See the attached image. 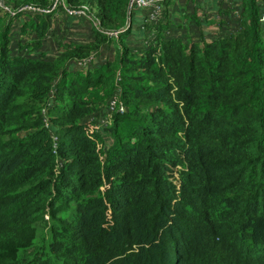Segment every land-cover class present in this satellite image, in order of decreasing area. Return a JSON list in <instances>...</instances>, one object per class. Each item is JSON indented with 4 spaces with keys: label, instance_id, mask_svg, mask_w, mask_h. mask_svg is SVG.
Segmentation results:
<instances>
[{
    "label": "trees",
    "instance_id": "obj_1",
    "mask_svg": "<svg viewBox=\"0 0 264 264\" xmlns=\"http://www.w3.org/2000/svg\"><path fill=\"white\" fill-rule=\"evenodd\" d=\"M63 1L0 0V264H264V0Z\"/></svg>",
    "mask_w": 264,
    "mask_h": 264
},
{
    "label": "crops",
    "instance_id": "obj_2",
    "mask_svg": "<svg viewBox=\"0 0 264 264\" xmlns=\"http://www.w3.org/2000/svg\"><path fill=\"white\" fill-rule=\"evenodd\" d=\"M227 1L229 2V0H226V1H224V0H198L197 2H194L193 0H186L185 3H181V4H183V5H181V7H180V3L178 2L176 4V7H177V9L179 8L178 10L180 12H179V14H176L175 13L176 7H172L171 20L173 21V25H174V23H176V27L178 28L177 32H178V30L179 31L182 30L184 33H186L188 31L193 30V28L187 27L189 25L188 19H184V15L187 12L193 13V12L197 11V14L200 17H203L204 16L203 14L205 11L216 12L217 10H219L221 3H224ZM238 2H239L238 0H231L229 2V4L237 5ZM189 6L192 7V10ZM208 14H210V13H208ZM135 18H136V24L133 25L134 31L132 32L133 33L132 35H136L137 37H139V36L142 37V31H141L140 27H141V24H142V21L144 18L143 12L141 10H138L135 14ZM211 23H209V24L202 23V25H201V27H199V29L202 28L205 33L217 32L219 29L218 23L217 22H211ZM142 27H143V25H142ZM194 27H196V26H194Z\"/></svg>",
    "mask_w": 264,
    "mask_h": 264
},
{
    "label": "built area",
    "instance_id": "obj_3",
    "mask_svg": "<svg viewBox=\"0 0 264 264\" xmlns=\"http://www.w3.org/2000/svg\"><path fill=\"white\" fill-rule=\"evenodd\" d=\"M166 0H131L130 2V8L132 10H143L146 11V16H145V21L149 22V21H155L159 18V16L161 15L162 9H163V4ZM226 1V0H224ZM63 3L64 4V8L65 11H67L69 14H76V15H80V14H86L85 11H83L82 9H74V8H70L68 6L65 5L63 0H56V2L54 3V7H56V5ZM1 4V2H0ZM20 10H24L27 12L32 11H43V12H47L50 11L48 10H44L41 9L39 7H36L34 5H25L23 7L20 8ZM260 21L264 24V9L261 12V16H260ZM131 24L130 20L128 25ZM122 31L121 30H116V31H108V34L110 36H118Z\"/></svg>",
    "mask_w": 264,
    "mask_h": 264
},
{
    "label": "rangeland",
    "instance_id": "obj_4",
    "mask_svg": "<svg viewBox=\"0 0 264 264\" xmlns=\"http://www.w3.org/2000/svg\"><path fill=\"white\" fill-rule=\"evenodd\" d=\"M177 2H179L180 3V7H181V5H183V4H181V3H185L186 2V0H173V3H175L174 4V6H172V7H176V4H177ZM188 4V3H187ZM227 4H228V2H227ZM163 6H165V3H164V5ZM190 7V6H189ZM191 8V10H192V7H190ZM179 9V8H178ZM177 9V7H176V10H175V13L176 14H179V10ZM138 10H135L134 11V15H133V25H135L136 24V18H135V14H136V12H137ZM0 13H3V11H2V9L0 8ZM208 13H210V16H214L215 14H216V12H209L208 11ZM192 21V20H191ZM62 27H64V25H62ZM72 30H68V31H64L65 33H64V35H68V34H70V35H68V37H67V40H69V39H75V40H77V41H83V40H86L85 38H86V35H88L89 33H88V29L87 28H82L80 25H76V26H72ZM62 35H63V33H62ZM131 36V35H130ZM128 37L129 39H131V37ZM135 36V35H134ZM133 38V37H132ZM139 40H137L136 42H138ZM144 43V42H143ZM139 45H142V43L141 44H139Z\"/></svg>",
    "mask_w": 264,
    "mask_h": 264
}]
</instances>
